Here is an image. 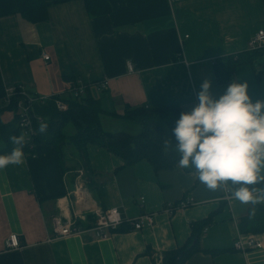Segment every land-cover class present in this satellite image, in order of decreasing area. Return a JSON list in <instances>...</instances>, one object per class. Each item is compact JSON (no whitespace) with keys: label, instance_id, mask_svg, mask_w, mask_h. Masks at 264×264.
I'll return each mask as SVG.
<instances>
[{"label":"crops","instance_id":"0c3cea01","mask_svg":"<svg viewBox=\"0 0 264 264\" xmlns=\"http://www.w3.org/2000/svg\"><path fill=\"white\" fill-rule=\"evenodd\" d=\"M20 1L0 0V94L7 85L22 84L44 97L31 106L41 121L58 117L55 100L67 103L71 80L86 84L85 93L99 101L100 124L109 131L135 129L137 123L121 117L126 108L189 110L204 79L211 81L213 96L237 78L247 81L253 100L264 99V49L237 65L226 82L213 69L217 58L249 50L250 35L264 29V0H106L110 11L98 15L89 14L84 0H25L24 12L38 18L25 16ZM42 53L49 58L43 60ZM103 78L108 84L98 89ZM0 120L13 122L11 109ZM33 148L32 154L23 151L21 164L0 169V264H154L155 252L184 244L191 223L209 215L200 249L184 264H264V231L253 233L260 247L233 249L238 222L252 204L226 201L223 185L209 190L193 171L176 165L154 169L145 159L126 165L95 144L86 145L87 171L76 148L65 142L62 159L69 169L62 171L53 146ZM78 169L92 202L117 207L124 218L152 212L153 225L105 238L92 230L55 237L51 219L72 212ZM183 200L190 204L165 212L166 204ZM10 233L17 234L19 248H4Z\"/></svg>","mask_w":264,"mask_h":264},{"label":"clouds","instance_id":"9594fccd","mask_svg":"<svg viewBox=\"0 0 264 264\" xmlns=\"http://www.w3.org/2000/svg\"><path fill=\"white\" fill-rule=\"evenodd\" d=\"M211 81H201L196 103L181 111L163 141L176 154L175 165L190 169L209 190L231 183L240 204H264V99L253 100L247 81L233 79L213 96ZM46 122H40L43 132ZM173 139L175 142H173ZM13 147L0 152V169L23 162V137L10 135ZM250 214L255 209H250Z\"/></svg>","mask_w":264,"mask_h":264},{"label":"trees","instance_id":"16d2710c","mask_svg":"<svg viewBox=\"0 0 264 264\" xmlns=\"http://www.w3.org/2000/svg\"><path fill=\"white\" fill-rule=\"evenodd\" d=\"M86 9L90 15L106 14L110 11V6L106 0H84ZM25 0L19 2V10L29 18H38L24 12ZM34 9V8H33ZM38 11V10H37ZM263 47L249 49L247 52L233 56L220 57L214 60L213 69L219 82H226L230 79L233 69L242 63L252 62V58ZM86 92V90H85ZM65 110L59 111L55 120L41 121L47 123V128L41 132L38 130L40 122L34 120V135L29 143H23V151L32 154L35 144H46L53 146L55 154L62 171L69 168L64 166L63 144L71 143L79 155L83 158L84 169L89 170L86 145L95 144L104 148L122 158L126 165L135 163L138 160L145 159L150 162L154 169L173 168L175 166L176 154H174L170 145L167 150L163 146L164 139L167 138L165 127L170 130L175 119L181 111L180 107L168 105L162 107L137 106L126 108L121 117L138 124L139 130L136 133H129L123 130L109 131L102 128L99 120L101 107L99 101L90 94L84 93L78 97H71L67 100ZM10 109V108H4ZM3 109L0 110V113ZM70 124L73 128L71 133H66L65 128ZM10 135H20V130L16 125V120L11 123H3L0 120V152H7L13 147L9 140ZM173 142L174 139H173ZM75 166L70 167L74 169ZM190 170V169H186ZM192 171V170H190ZM229 195L235 187L231 183L224 184ZM264 185L260 182L257 187ZM232 197V196H231ZM255 209L242 217L238 222L240 232H263L264 231V204H252ZM88 220L90 217L88 216ZM211 216L191 223L190 235L184 244L162 252L161 264H184L187 257L196 250H199V235L201 231L209 224ZM80 223V222H79ZM82 226H88L87 222L80 223ZM128 228L121 226L115 231H124Z\"/></svg>","mask_w":264,"mask_h":264},{"label":"built area","instance_id":"2783aa9c","mask_svg":"<svg viewBox=\"0 0 264 264\" xmlns=\"http://www.w3.org/2000/svg\"><path fill=\"white\" fill-rule=\"evenodd\" d=\"M264 46V29L255 30L249 37L247 42L248 49H256ZM49 56L42 53V59L47 60ZM127 72L133 70L131 62H126ZM108 84L107 78H103L97 83L98 89H105ZM68 91L71 97H78L85 93L86 84L78 80L68 82ZM44 97L31 95L22 84L7 85L0 94V110L10 108L16 120V125L19 128L23 140L29 143L34 135V120L41 122L40 118H35L31 114V106L35 102H43ZM56 108L59 111L65 110L67 105L64 101L55 100ZM86 183L82 179V170H76L75 184L73 188L74 206L69 216H62L60 213L53 216L51 219L52 231L55 237L67 236L70 234H79L85 230H92L99 238H105L109 233L114 232L121 226L127 227L129 230H138L142 227H151L153 225V213L141 212L133 218H124L117 207H108L103 209L97 202H92L86 192ZM223 199L230 200L228 188L223 185ZM142 201V197H140ZM189 200L180 201L177 204H166L165 212L171 213L176 207H185L189 205ZM88 216L90 220H88ZM87 222L88 226L84 227L80 223ZM261 246L260 240L251 232L237 231L232 242V247L235 250L244 252L248 249H253ZM20 247V241L15 233H10L7 236L4 248L17 249ZM154 264L162 263V253L155 252L153 254Z\"/></svg>","mask_w":264,"mask_h":264},{"label":"rangeland","instance_id":"374dc122","mask_svg":"<svg viewBox=\"0 0 264 264\" xmlns=\"http://www.w3.org/2000/svg\"><path fill=\"white\" fill-rule=\"evenodd\" d=\"M130 124H134V123H130ZM134 126H135L134 130L132 128H130L129 126H128V128L131 129V130H129L128 128H125V127L120 128L119 130H123V131H126V132L129 130L128 131L129 133H136L139 130V126L137 124L134 125ZM67 127H68V129L66 130V133H68L69 131L73 130V128H72V126L70 124H68Z\"/></svg>","mask_w":264,"mask_h":264}]
</instances>
